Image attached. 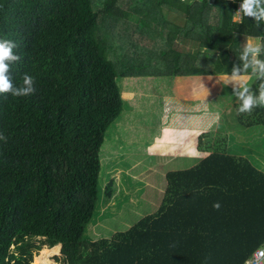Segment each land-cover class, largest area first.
Masks as SVG:
<instances>
[{
  "label": "trees",
  "instance_id": "obj_1",
  "mask_svg": "<svg viewBox=\"0 0 264 264\" xmlns=\"http://www.w3.org/2000/svg\"><path fill=\"white\" fill-rule=\"evenodd\" d=\"M241 3L0 0V38L15 41L21 56L8 75L19 87L27 73L36 88L0 93L7 137L0 140V264H32L43 246L46 254L58 245L60 264H242L253 253L264 239V171L209 138L196 145L204 153L176 156L191 163L165 173L153 213L111 238L87 234L102 183L101 146L122 108L115 79L167 85L157 77L229 75L248 37L264 42V22L232 20ZM164 8L184 24L169 21ZM175 39L194 45L176 49ZM251 113L249 125H264V107ZM113 184L102 188L104 201Z\"/></svg>",
  "mask_w": 264,
  "mask_h": 264
},
{
  "label": "rangeland",
  "instance_id": "obj_2",
  "mask_svg": "<svg viewBox=\"0 0 264 264\" xmlns=\"http://www.w3.org/2000/svg\"><path fill=\"white\" fill-rule=\"evenodd\" d=\"M239 7L240 4L234 13ZM164 11L169 21L180 26L184 24L181 15L165 8ZM191 45L194 44L189 41L180 44L176 39L174 41L176 49H188ZM121 79L126 78L115 81L122 98V108L109 124L101 146L102 183L93 219L87 226L90 238H111L116 231L126 230L142 216L153 213L163 196L164 188L161 185L165 186V173L191 163L188 158L179 160L176 156H194L205 152L196 146L200 138L219 141L223 150L248 158L264 171V125H249L254 122L246 118L251 117L252 113H239L240 101L235 96L229 97L231 100H227L225 111L215 124L212 119L207 120V115L199 112L189 114L175 107V103L190 104L193 101L195 85L192 79L162 78L170 81L167 85H150L147 78L141 77L131 78L137 81L136 85L128 84V80L127 85H121ZM210 84L213 85V82ZM227 86H231V83ZM223 93L228 98L233 90L227 87ZM211 105L218 107L216 102ZM238 118L248 126L243 125L242 128ZM110 178L114 183L113 192L104 201L102 188ZM45 248L49 247L43 246L34 253L32 264L41 263L46 255L42 253ZM60 252L61 246L59 254L49 259L60 264L55 259L60 257Z\"/></svg>",
  "mask_w": 264,
  "mask_h": 264
},
{
  "label": "clouds",
  "instance_id": "obj_3",
  "mask_svg": "<svg viewBox=\"0 0 264 264\" xmlns=\"http://www.w3.org/2000/svg\"><path fill=\"white\" fill-rule=\"evenodd\" d=\"M243 17H252L257 27L261 25L264 22V0H242L233 19L241 21ZM17 47L15 41L0 38V93L27 96L36 92L35 78L25 73L22 86L17 87L8 75L11 65L21 60V56L14 51ZM262 55H264V42L247 40L238 58L241 64L233 65L230 74L222 80L225 86L230 83L233 85V95L240 101L239 113L251 114L254 108L264 107V59L261 58ZM249 70L250 74L245 75ZM252 77L260 81L256 91H253L248 83ZM0 140L7 142V137L0 133ZM213 207L219 210L221 205L219 202H214Z\"/></svg>",
  "mask_w": 264,
  "mask_h": 264
},
{
  "label": "crops",
  "instance_id": "obj_4",
  "mask_svg": "<svg viewBox=\"0 0 264 264\" xmlns=\"http://www.w3.org/2000/svg\"><path fill=\"white\" fill-rule=\"evenodd\" d=\"M165 12V11H164ZM171 12V11H169ZM173 13V12H171ZM166 16V14H165ZM249 39L255 40L256 42H259V38L257 37H248ZM191 43V42H190ZM248 75V74H245ZM223 76L226 75H217V76H199V77H183L187 79H192L194 81L195 88L192 91V94H195V97L193 101L190 104H180L172 102L176 108L184 109V111H187V113H202V115H210L212 114V120L213 123L217 124V120H219V117L222 113L225 111V103L227 106V100H231V97H234L233 94H229L228 98H225V94L223 93V89L229 87L233 90V85L231 86H225L222 83ZM151 78V77H150ZM157 78H170L173 79V77H157ZM255 77H252L251 80L248 81L249 85L251 86L253 82L255 81ZM207 84H205V83ZM213 82V85L210 84ZM201 85V86H200ZM200 86V87H199ZM231 96V97H230ZM230 97V98H229ZM216 102L217 108H214L211 103ZM211 118L208 117L207 120L210 121ZM211 120V121H212ZM248 126V125H246ZM252 163L251 161H249ZM254 166H256L254 163H252ZM257 167V166H256ZM258 168V167H257ZM260 169V168H259Z\"/></svg>",
  "mask_w": 264,
  "mask_h": 264
},
{
  "label": "built area",
  "instance_id": "obj_5",
  "mask_svg": "<svg viewBox=\"0 0 264 264\" xmlns=\"http://www.w3.org/2000/svg\"><path fill=\"white\" fill-rule=\"evenodd\" d=\"M242 264H264V240Z\"/></svg>",
  "mask_w": 264,
  "mask_h": 264
},
{
  "label": "bare ground",
  "instance_id": "obj_6",
  "mask_svg": "<svg viewBox=\"0 0 264 264\" xmlns=\"http://www.w3.org/2000/svg\"><path fill=\"white\" fill-rule=\"evenodd\" d=\"M60 246L58 245L56 247H53L51 251H49L48 253H46V255H44V258L42 259L40 264H56L55 262H52L49 257H51L52 255H56L59 254L60 251Z\"/></svg>",
  "mask_w": 264,
  "mask_h": 264
}]
</instances>
